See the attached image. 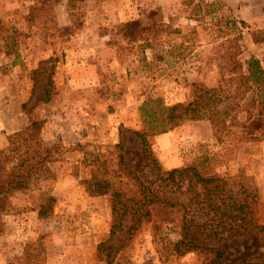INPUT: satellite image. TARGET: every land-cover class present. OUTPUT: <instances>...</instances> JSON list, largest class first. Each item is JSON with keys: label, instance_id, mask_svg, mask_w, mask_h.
<instances>
[{"label": "rangeland", "instance_id": "obj_1", "mask_svg": "<svg viewBox=\"0 0 264 264\" xmlns=\"http://www.w3.org/2000/svg\"><path fill=\"white\" fill-rule=\"evenodd\" d=\"M31 4L0 0V148L27 124L34 104L29 112L43 142L58 149L53 178L13 193L2 212L0 264H98L96 245L108 238L111 201L109 194H89L83 181L95 174L137 190L118 161L121 154L130 171L143 164L130 131L144 132L162 169L193 165L255 194L256 217L264 223V128L252 140H239L234 130L217 140L207 120L148 133L139 112L148 99L186 104L194 90L224 84L235 47L243 67L256 59L264 69V28L244 23L223 0H56L29 26ZM47 84L50 96L42 102ZM120 128L128 130L121 151L115 146ZM42 195L55 199L46 217L37 214ZM173 198L192 208L191 193ZM185 212L160 211L144 220L115 258L201 264L196 252L180 255L173 246ZM261 243L250 235L217 245L232 264L264 250Z\"/></svg>", "mask_w": 264, "mask_h": 264}, {"label": "trees", "instance_id": "obj_2", "mask_svg": "<svg viewBox=\"0 0 264 264\" xmlns=\"http://www.w3.org/2000/svg\"><path fill=\"white\" fill-rule=\"evenodd\" d=\"M56 0H33L25 16L30 26L41 14L48 15L51 2ZM1 32V31H0ZM236 47L227 56L230 63L229 77L224 84L194 90L190 101L167 105L160 100L148 99L139 108L148 133L167 131L185 120L209 121L213 136L238 132V138L252 140L257 131L264 128V69L256 59H250L243 67ZM11 50L7 51V55ZM47 84L42 102L48 101ZM25 109V104L21 105ZM27 109L28 122L21 129L7 135V144L0 148V230L1 214L15 192L33 187L38 180L53 178L51 163L55 161L58 146L48 145L40 136V124ZM125 128L119 129L116 147L122 150ZM139 141L143 164L130 169L119 155V165L126 174L137 181V190H124L116 183L95 174L84 180L86 191L91 195L109 194L111 201V224L108 238L96 245L98 264H124L116 259L126 243L144 220H152L158 212L177 214L183 208L178 227V239L173 242L175 252H196L201 264H228L224 252L217 243L238 236L255 235L264 246V223L256 217L255 194L234 188L228 178L213 173L202 174L195 166L187 165L167 170L161 168L148 150L144 132L130 131ZM191 193L189 203L184 204L173 195ZM54 197L42 195L38 216L46 217L52 209ZM118 236L117 239L115 237ZM232 264H264V250L245 255Z\"/></svg>", "mask_w": 264, "mask_h": 264}, {"label": "crops", "instance_id": "obj_3", "mask_svg": "<svg viewBox=\"0 0 264 264\" xmlns=\"http://www.w3.org/2000/svg\"><path fill=\"white\" fill-rule=\"evenodd\" d=\"M236 10L240 20L256 28H264V0H223Z\"/></svg>", "mask_w": 264, "mask_h": 264}]
</instances>
